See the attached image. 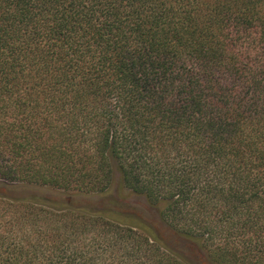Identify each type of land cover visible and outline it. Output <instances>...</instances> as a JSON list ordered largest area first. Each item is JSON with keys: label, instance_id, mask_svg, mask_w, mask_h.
<instances>
[{"label": "trees", "instance_id": "obj_1", "mask_svg": "<svg viewBox=\"0 0 264 264\" xmlns=\"http://www.w3.org/2000/svg\"><path fill=\"white\" fill-rule=\"evenodd\" d=\"M116 175L211 264H264V0H0V264H192L111 201L16 193Z\"/></svg>", "mask_w": 264, "mask_h": 264}, {"label": "rangeland", "instance_id": "obj_2", "mask_svg": "<svg viewBox=\"0 0 264 264\" xmlns=\"http://www.w3.org/2000/svg\"><path fill=\"white\" fill-rule=\"evenodd\" d=\"M0 187L3 192L14 190L7 188L5 185H0ZM23 190L27 194L38 193L55 200L67 199L72 204L76 205L89 204L101 207L111 201L116 208L140 216L152 227L169 248L181 254L188 262L192 264H211L196 243L177 235L161 221L156 209L150 207L141 197L130 195L125 189H123L120 186L118 175L115 176L110 192L105 196L71 195L69 197L57 190L46 187L18 189L16 193H23Z\"/></svg>", "mask_w": 264, "mask_h": 264}]
</instances>
